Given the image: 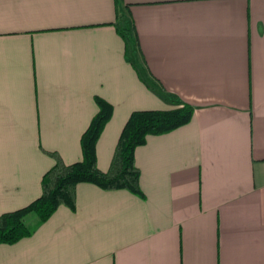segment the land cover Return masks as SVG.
<instances>
[{
    "label": "crops",
    "instance_id": "1",
    "mask_svg": "<svg viewBox=\"0 0 264 264\" xmlns=\"http://www.w3.org/2000/svg\"><path fill=\"white\" fill-rule=\"evenodd\" d=\"M97 96L102 171L133 112L194 116L137 148L145 198L80 183L0 264H264V0H0V216L41 196L45 151L82 160Z\"/></svg>",
    "mask_w": 264,
    "mask_h": 264
},
{
    "label": "trees",
    "instance_id": "2",
    "mask_svg": "<svg viewBox=\"0 0 264 264\" xmlns=\"http://www.w3.org/2000/svg\"><path fill=\"white\" fill-rule=\"evenodd\" d=\"M116 1L119 7V0ZM120 32L128 49L133 48L136 40L130 22L122 20ZM146 83L157 90L150 81L146 80ZM96 102L99 111L81 139L82 160L67 164L59 153L45 151L54 159L55 165L43 177L42 194L27 206L0 216V245L16 244L33 236L61 206L75 210L80 183L94 184L106 191L127 190L145 198L142 173L136 162L137 148L145 145L149 136L167 134L187 125L195 110L188 103H179L176 108L168 110L133 112L119 138L110 169L102 171L98 164L97 144L112 119L114 106L100 96L96 97Z\"/></svg>",
    "mask_w": 264,
    "mask_h": 264
},
{
    "label": "rangeland",
    "instance_id": "3",
    "mask_svg": "<svg viewBox=\"0 0 264 264\" xmlns=\"http://www.w3.org/2000/svg\"><path fill=\"white\" fill-rule=\"evenodd\" d=\"M140 61H141V59H140ZM34 221H32L31 223H33Z\"/></svg>",
    "mask_w": 264,
    "mask_h": 264
}]
</instances>
